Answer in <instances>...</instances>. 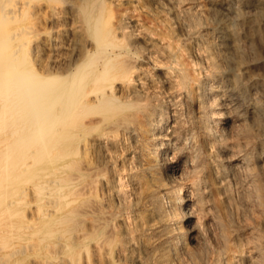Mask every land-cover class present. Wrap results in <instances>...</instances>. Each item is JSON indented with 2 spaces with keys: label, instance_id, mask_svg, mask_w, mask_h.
I'll use <instances>...</instances> for the list:
<instances>
[{
  "label": "bare ground",
  "instance_id": "6f19581e",
  "mask_svg": "<svg viewBox=\"0 0 264 264\" xmlns=\"http://www.w3.org/2000/svg\"><path fill=\"white\" fill-rule=\"evenodd\" d=\"M0 264H264V0H0Z\"/></svg>",
  "mask_w": 264,
  "mask_h": 264
}]
</instances>
